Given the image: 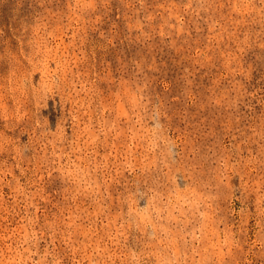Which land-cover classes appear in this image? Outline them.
<instances>
[{
  "label": "rangeland",
  "instance_id": "1",
  "mask_svg": "<svg viewBox=\"0 0 264 264\" xmlns=\"http://www.w3.org/2000/svg\"><path fill=\"white\" fill-rule=\"evenodd\" d=\"M0 264H264V0H0Z\"/></svg>",
  "mask_w": 264,
  "mask_h": 264
}]
</instances>
